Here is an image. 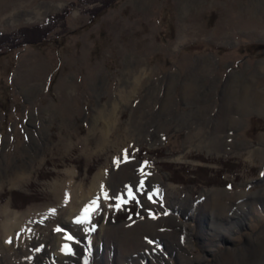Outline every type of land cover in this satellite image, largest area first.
Returning a JSON list of instances; mask_svg holds the SVG:
<instances>
[{"label": "rangeland", "instance_id": "374dc122", "mask_svg": "<svg viewBox=\"0 0 264 264\" xmlns=\"http://www.w3.org/2000/svg\"><path fill=\"white\" fill-rule=\"evenodd\" d=\"M103 1L0 0V264H264V0Z\"/></svg>", "mask_w": 264, "mask_h": 264}, {"label": "trees", "instance_id": "16d2710c", "mask_svg": "<svg viewBox=\"0 0 264 264\" xmlns=\"http://www.w3.org/2000/svg\"><path fill=\"white\" fill-rule=\"evenodd\" d=\"M82 1V0H80ZM70 5H73L70 4ZM110 5L109 0L103 1L100 7L89 10L92 17H96L104 8ZM70 13L69 7H65L60 13L55 14L49 18L48 21L64 20L65 17ZM50 33L49 28H43L39 26L34 27H23L18 29L16 32L9 34H0V48L4 45H9L11 49L27 44H38ZM261 50H264V46H258Z\"/></svg>", "mask_w": 264, "mask_h": 264}, {"label": "bare ground", "instance_id": "6f19581e", "mask_svg": "<svg viewBox=\"0 0 264 264\" xmlns=\"http://www.w3.org/2000/svg\"><path fill=\"white\" fill-rule=\"evenodd\" d=\"M68 201H69V204H72V205L74 204L73 197L70 196ZM28 223H29V220L27 217H20L18 215H14L10 212V210H8L7 208H4V210L0 213V247L2 251H6L7 249L10 250V248L12 247L13 245L12 236H13L15 229L24 228L26 230V229L31 228L30 225H28ZM9 240H11L10 243H9ZM4 242L9 243V246H7L8 248H6Z\"/></svg>", "mask_w": 264, "mask_h": 264}, {"label": "snow or ice", "instance_id": "6c2138e0", "mask_svg": "<svg viewBox=\"0 0 264 264\" xmlns=\"http://www.w3.org/2000/svg\"><path fill=\"white\" fill-rule=\"evenodd\" d=\"M95 204H96V201H95V200L92 201V205H95ZM91 210H93L91 207H86V208L84 209V217H82V218H78L77 222H83V220L87 218V214H88V212L91 211ZM52 211L54 212L55 210H52ZM69 239H71V237H69ZM10 242H11V240H9V243H10Z\"/></svg>", "mask_w": 264, "mask_h": 264}]
</instances>
